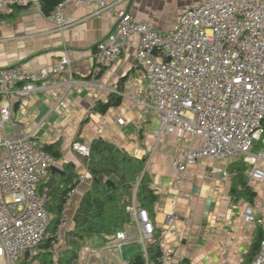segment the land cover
Returning <instances> with one entry per match:
<instances>
[{
	"label": "built area",
	"instance_id": "1",
	"mask_svg": "<svg viewBox=\"0 0 264 264\" xmlns=\"http://www.w3.org/2000/svg\"><path fill=\"white\" fill-rule=\"evenodd\" d=\"M66 0L47 19L56 30L70 26L63 13ZM99 6V13L116 16L117 27L99 43L94 57L99 68L115 64L131 40H137V63L150 80L152 108L159 127L154 139L183 134L188 139L172 165L178 171V196L192 169L201 161L234 162L242 157L251 166L249 186L264 187V140L260 151H253L264 136V0H201L187 10L178 26L160 34L139 22L129 12L117 10L108 0H87ZM33 5L39 0H0V16L11 7ZM72 75L71 59L64 56L48 69L31 71L21 65L0 68V259L3 264H18L27 252L30 257L42 243L50 226L47 210L48 189L38 191L55 166L54 158L34 145L12 123L16 104L45 87L52 76ZM72 77V76H71ZM69 90L73 82L65 84ZM100 89L106 87L94 84ZM58 106L55 107L57 109ZM124 119L118 124L124 125ZM14 128V134L7 127ZM75 150L88 157L90 149L76 144ZM168 215L169 227L161 237V264H172L175 250L170 248L169 233L176 231V209ZM138 223V241L152 240L156 226L148 212L132 208ZM243 221L256 223L254 207L247 206ZM66 218L54 245L56 258L63 247ZM264 229V223H263ZM137 238L119 232L111 247L122 250ZM180 246V243H179ZM176 264H191L180 261ZM252 264H264V239Z\"/></svg>",
	"mask_w": 264,
	"mask_h": 264
},
{
	"label": "crops",
	"instance_id": "2",
	"mask_svg": "<svg viewBox=\"0 0 264 264\" xmlns=\"http://www.w3.org/2000/svg\"><path fill=\"white\" fill-rule=\"evenodd\" d=\"M108 1L115 3L118 11L129 12L160 34L173 31L182 15L201 2ZM22 8L13 20L0 18V68L21 65L37 71L51 68L66 55L71 59L72 75L52 76L45 82V87L23 99L18 109L14 107L12 112V123L17 124L24 134H31L34 145L42 148L45 144L62 141L63 161L56 162L55 167L62 169L64 162H72L81 176L68 200L63 232L73 226L74 215L92 183L86 158L75 150V145L89 148L93 140L103 138L135 157L146 158L154 189L160 195L154 221L162 232L169 227L167 218L174 211L173 201L178 200L176 231L169 233V247L175 250L172 264L180 261L242 264L258 225L264 223V187L254 189L257 198L252 206L256 223L251 226L242 218L250 203L230 194V162L201 161L193 167L191 178L184 183L183 194L178 196L179 173L172 162L188 144V139L183 134L169 135L161 141L154 139L153 133L158 128L153 125V120L158 116L152 108L150 80L137 63V40H131L115 64L101 70L94 53L97 45L113 33L117 25L114 14L99 13V6L94 2L73 0L63 7L70 26L58 31L37 7L28 5ZM70 81L73 85L68 90L65 84ZM99 83L106 88L102 90L94 85ZM112 94L122 97V105L110 109L105 115L94 113L95 105L106 102ZM148 110L153 116L150 124H146L150 115L146 113ZM121 118L124 125L118 124ZM7 132L14 134V128L9 125ZM124 232L137 239L120 251L111 247L112 241L96 237L82 250L80 263L131 264L132 256L145 252L146 245L138 241L139 228L135 219Z\"/></svg>",
	"mask_w": 264,
	"mask_h": 264
},
{
	"label": "trees",
	"instance_id": "3",
	"mask_svg": "<svg viewBox=\"0 0 264 264\" xmlns=\"http://www.w3.org/2000/svg\"><path fill=\"white\" fill-rule=\"evenodd\" d=\"M66 0H39L41 11L49 16ZM23 8L13 6L10 12L0 16L7 20L15 19ZM101 70L103 68H100ZM1 103V98H0ZM122 105V97L110 95L106 102H98L93 111L102 115L112 108ZM147 114L152 113L150 110ZM152 114L146 124L151 123ZM145 130V127H144ZM142 138L144 137L141 132ZM264 137V136H263ZM263 138L257 141L253 151L263 148ZM90 154L86 165L92 178L90 189L84 194L73 218V226L64 235L65 247L56 258L54 245L65 221V211L72 192L80 183V174L72 162H64V174L53 172L51 168L47 178L38 186V191L48 189L47 210L50 215L48 233L31 257L24 256L18 264H81L82 250L88 247L96 237L113 241L119 232L125 231L134 223L132 208L137 206L148 212L155 225L156 206L160 195L154 189L153 179L146 167V158H138L123 147L109 140L98 138L91 142ZM42 150L49 153L55 162L63 161L62 141L43 145ZM251 166L240 157L229 166L231 175L230 194L238 200L253 205L256 191L249 186ZM111 182L112 185L108 183ZM162 229L155 230L152 240L146 244V251L134 254L131 264H161ZM264 239V229L258 225L251 244L243 257L242 264H252L257 257Z\"/></svg>",
	"mask_w": 264,
	"mask_h": 264
},
{
	"label": "water",
	"instance_id": "4",
	"mask_svg": "<svg viewBox=\"0 0 264 264\" xmlns=\"http://www.w3.org/2000/svg\"><path fill=\"white\" fill-rule=\"evenodd\" d=\"M116 27H117V25H116ZM116 27L114 28L113 32L116 30ZM18 107H19V104H16L15 109L17 110ZM51 170H52L53 172H56V173H59V174H64L63 171H62V169H59L58 167H55V166H52V167H51ZM108 184H109V185H112L111 182H109ZM208 204H209V208H210L211 200L208 202ZM25 256H26L27 258L30 257V252H27V253L25 254Z\"/></svg>",
	"mask_w": 264,
	"mask_h": 264
},
{
	"label": "rangeland",
	"instance_id": "5",
	"mask_svg": "<svg viewBox=\"0 0 264 264\" xmlns=\"http://www.w3.org/2000/svg\"><path fill=\"white\" fill-rule=\"evenodd\" d=\"M153 125L156 126V128H158V126H159V119H158V117H155V118H154V120H153ZM263 139H264V137H263ZM260 150H261V149H260ZM260 150H259V151H260ZM252 188L255 189V187H252ZM260 217H261V216H260ZM34 253H35V252H34ZM3 263H4L3 260L0 259V264H3Z\"/></svg>",
	"mask_w": 264,
	"mask_h": 264
}]
</instances>
